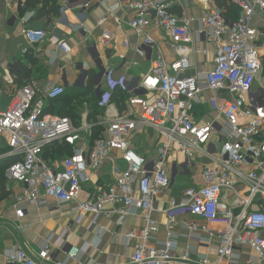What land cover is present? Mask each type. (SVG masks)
<instances>
[{
  "label": "built area",
  "instance_id": "2783aa9c",
  "mask_svg": "<svg viewBox=\"0 0 264 264\" xmlns=\"http://www.w3.org/2000/svg\"><path fill=\"white\" fill-rule=\"evenodd\" d=\"M71 1L64 0L61 12ZM198 1L203 9L200 31L213 47L209 70L182 75L190 67L193 49L192 19L171 12L181 0H113L130 16L123 20L115 16L113 6H107L97 22L102 27L100 46L115 48L113 55L124 60L129 42L118 33L125 25L140 40L133 50L136 57L151 55L148 70L130 79L120 76L113 80L106 68L103 76L110 89L120 87L129 95L121 113L109 114L112 94L100 85L95 88L105 113L103 120L94 123L82 119L77 124L70 117L45 112L48 101L65 93L61 83L40 90L35 82H27L14 94L0 114V139L8 146L6 154L16 158L5 171V176L22 188L11 204L16 218L25 215L26 206L40 207L51 198L58 204H74L73 210L78 215H91L93 223L109 210L120 214L121 223L128 214L138 216L141 226L125 235L133 252L123 264H236L245 249L248 257L244 264H264V88H255L262 58L253 25L257 16L264 18V0H228L239 9L234 20L226 18L222 9L210 6V0ZM87 9L88 4L80 5L79 17ZM80 29L86 32L82 25ZM149 30L159 34L161 42L175 54L174 59L167 60ZM22 36L21 53L26 54L47 37V32L24 28ZM53 39L62 52H71L65 40ZM194 51L208 54L205 48ZM203 91L210 93V107L224 121L213 153L201 146L210 141L215 120L195 122L189 112ZM96 125L102 130L85 147ZM142 128L155 133V157L137 149L134 136ZM55 143L69 146L70 154L51 163L42 153ZM174 149L184 153L187 162L202 154L211 163L202 168V185L185 188L178 202L173 199L158 210L156 202L174 179L168 166ZM112 152H118L123 161L122 168H111L113 182L90 188L86 199L79 200L91 173L99 170ZM173 169L175 172L178 166L173 164ZM156 213L165 217L162 227ZM185 215L205 220L204 224L195 220L181 223L187 236L205 234L198 240L203 244L216 239L214 263L206 256L193 258L190 249L175 252L173 230ZM215 222L222 223L223 228H212L210 224ZM161 232L163 238L158 237ZM52 247L46 242L33 257L16 244L5 250L4 264H43L51 260ZM80 255L77 246H70L65 259L56 264L80 262Z\"/></svg>",
  "mask_w": 264,
  "mask_h": 264
},
{
  "label": "crops",
  "instance_id": "0c3cea01",
  "mask_svg": "<svg viewBox=\"0 0 264 264\" xmlns=\"http://www.w3.org/2000/svg\"><path fill=\"white\" fill-rule=\"evenodd\" d=\"M26 1L0 0V114L6 110L14 94L27 82H35L40 90H44L54 83H61L66 88L79 87L87 80L88 72L99 66L104 67V71L100 70L99 75L95 73L94 85H100L102 90L105 87L109 88L108 91L112 94L113 90L110 89L109 83L105 82L103 76L108 68V63L115 65L113 71H115L116 77L124 76L127 79L148 70L151 55L148 54L145 59L136 57L133 50L140 40L127 26L123 25L121 32L118 33L125 36L129 42V49L124 60L113 55L116 51L115 48L103 49L100 46L98 38L102 27L97 25V22L105 13L107 6H113L115 16L123 20H127L130 16L129 11L116 7L113 0H72L63 9L64 12H61L64 0H38L37 4L29 6L25 5ZM52 4L55 7L59 6L58 12L52 10V7L50 8ZM82 4H88V9L84 16L79 17V7ZM209 5L222 9L228 19L234 16V12L228 7L226 0H210ZM171 12L179 17L192 19L190 47L193 50L189 54L190 67L182 75L190 76L212 68L213 47L207 41L206 34L200 31L202 27L199 19L203 14L201 3L198 0H181L180 4H175L172 7ZM80 25L86 29V32L80 29ZM253 25L257 30L256 44L263 61L264 18L257 16ZM24 28L44 29L47 32V37L26 54L21 53V48L24 45L22 36ZM53 28L55 30H52ZM149 33L160 43L167 60L174 59L175 54L161 42L159 34L153 30H149ZM53 37L65 40L70 45L71 52L68 54L62 52ZM196 48H205L208 50V54L203 55L195 52ZM256 83L255 88L258 87H256ZM259 84L264 88V77ZM94 94L96 98H99L96 88H94ZM209 96V92H201L198 99L192 103L189 112L195 122L215 120L210 141L201 146L206 152L213 153L214 145L216 146L219 142L220 127L224 121L212 111L208 102ZM123 110L124 106L116 103L115 100L113 102L110 100L108 108L110 115L121 113ZM104 113L105 109L100 113H95L93 115L95 120L87 112H77L74 115L75 118L73 116L70 118L77 124L82 119L94 123L103 120ZM141 130L134 136L138 151L155 157L157 152L155 135L154 137L148 135L150 129L142 128ZM92 137V134L87 136L85 147L92 143ZM7 151L6 141L0 139V191L4 189L6 192V196L0 200V229H5L9 233L8 238L0 241V264H4L5 250L16 244L22 246L27 254L35 257L37 250L48 241L53 246V254L51 260L43 264H56L57 261L64 260L65 252L70 246H77L81 250V255L80 262L69 261L68 264H123L128 261L133 252V246L125 239V235L129 230L138 229L141 226L138 216L128 214L121 223L120 214L109 210L98 216L93 223L91 215H78L73 210L74 204H58L53 199L47 198L45 205L26 206L25 215L22 218H16L11 204L14 195L22 188L17 182L9 180L5 176L4 168L11 158H15L8 156ZM180 154L182 153L174 149L170 156L168 166L174 179L171 187L156 202L158 210L167 207L173 199L178 202L185 188L202 185V168L211 163L210 158L202 154L197 155L190 162H187L185 156L181 157ZM64 157L66 156L49 159L48 162L60 161ZM173 164L178 166L175 172ZM113 165L123 167V161L118 152H112L101 168L91 173L89 182L83 186L85 190L80 193L79 200L86 199L90 188L106 186L113 182L114 176L111 171ZM156 217L162 227L165 222L164 215L156 213ZM179 220L180 224L173 230V238L177 243L175 252L181 253L190 249L193 258L206 256L211 263H214L216 260V239H212L210 244H203L198 240L204 238L205 234L199 232V237L198 235L187 236L188 232L181 223L195 220L204 224L205 220L198 217L192 218L190 215L182 216ZM210 226L220 230L224 225L215 222ZM158 237L163 238V233L161 232ZM247 257L248 250L245 249L236 258V264H244ZM221 264L227 263L223 261Z\"/></svg>",
  "mask_w": 264,
  "mask_h": 264
},
{
  "label": "trees",
  "instance_id": "16d2710c",
  "mask_svg": "<svg viewBox=\"0 0 264 264\" xmlns=\"http://www.w3.org/2000/svg\"><path fill=\"white\" fill-rule=\"evenodd\" d=\"M37 3H38V0H27L25 2V5L26 6L35 5ZM226 3L228 4V7L234 12V16L229 19L234 20L235 18H237L239 14V9L236 6L229 4L228 0H226ZM50 8L56 12H58L59 10V6L55 7L53 4L50 6ZM93 77H94V73H93V70H91L88 72L86 86H85L86 88L84 90L82 88L80 89V88L73 87V86L66 88L65 93L63 95L59 96L56 99L48 101L47 106L45 108V112L51 113V114L54 113L55 115H59V116H67V117L73 116L75 118L74 115H76L77 109H79V106L82 102L83 97L90 95L89 96L90 100H88V102L89 104L92 103V106L94 107V109L93 111H90L89 115L93 119V115L95 113H100L104 109V107L100 105L99 100L96 98L94 94L95 85H94ZM128 96L129 95L125 90L121 89L120 87H115L112 91L111 101L113 102L115 100L116 103H119L121 106H124V101ZM64 98H66L65 101H64ZM95 109L97 110V112H94ZM95 119L96 118H94L93 120ZM92 130H93L92 139H94L100 134L102 127L99 125H96L92 128ZM69 154H70L69 146H67L64 143H55L44 149L42 153V157L45 160H49V159L61 158L62 156H67ZM15 161H16V158H11L8 161L6 167L4 168V173L6 169L8 168V166ZM5 196H6V192L3 189V191L2 190L0 191V200L3 199Z\"/></svg>",
  "mask_w": 264,
  "mask_h": 264
},
{
  "label": "rangeland",
  "instance_id": "374dc122",
  "mask_svg": "<svg viewBox=\"0 0 264 264\" xmlns=\"http://www.w3.org/2000/svg\"><path fill=\"white\" fill-rule=\"evenodd\" d=\"M107 66H108V71H110V72H112V75H111V78L113 79V80H118L119 79V77H116L115 76V71H113V70H115V65H111V64H107ZM96 69V70H95ZM95 69H93V73H94V77H93V80H95V73L97 74V75H99L100 74V70L101 71H104V67L103 68H101V67H95ZM103 73V72H102ZM264 77V59H263V61H262V68H261V71H260V73H259V75H258V77H257V83H256V87L258 86H260L261 87V85L259 84L260 83V81H262V78ZM86 86V81H85V83L82 85V86H79V87H77V88H82L83 90L86 88L85 87ZM104 87H105V85H104ZM108 89L109 88H104L103 89V91H108ZM90 96V95H89ZM88 95L87 96H85V97H83V99H82V102H81V104H80V106H79V109H77V112H87L88 113V115H89V113H90V111H93V109H94V107L92 106V103L91 104H89V102H88V100H90V97H89ZM66 100V98H64V101ZM63 101V100H62ZM62 101H60V102H62ZM218 103H220V102H218ZM58 106V105H57ZM94 112H97V110L95 109V111ZM148 135H150V136H152V137H154V135H155V133H154V131L153 130H148ZM180 156L181 157H184L185 155H184V153H182V154H180ZM169 159H171V158H169ZM168 163H169V160H168ZM9 237V233L5 230V229H0V241H2L3 239H6V238H8Z\"/></svg>",
  "mask_w": 264,
  "mask_h": 264
},
{
  "label": "water",
  "instance_id": "95a60500",
  "mask_svg": "<svg viewBox=\"0 0 264 264\" xmlns=\"http://www.w3.org/2000/svg\"><path fill=\"white\" fill-rule=\"evenodd\" d=\"M139 94L142 93V92H138Z\"/></svg>",
  "mask_w": 264,
  "mask_h": 264
}]
</instances>
